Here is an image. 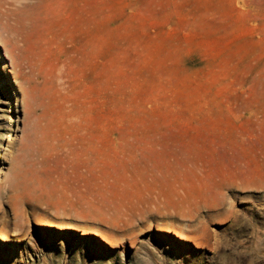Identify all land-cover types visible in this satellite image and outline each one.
I'll list each match as a JSON object with an SVG mask.
<instances>
[{
	"label": "rangeland",
	"instance_id": "obj_1",
	"mask_svg": "<svg viewBox=\"0 0 264 264\" xmlns=\"http://www.w3.org/2000/svg\"><path fill=\"white\" fill-rule=\"evenodd\" d=\"M56 29L72 68L35 89L0 41V264H264V0H71Z\"/></svg>",
	"mask_w": 264,
	"mask_h": 264
},
{
	"label": "bare ground",
	"instance_id": "obj_2",
	"mask_svg": "<svg viewBox=\"0 0 264 264\" xmlns=\"http://www.w3.org/2000/svg\"><path fill=\"white\" fill-rule=\"evenodd\" d=\"M70 2L71 0H0V41L12 59L14 75L21 79V85L25 83L29 88L35 89L41 79L52 77L51 71L56 68L53 63L55 56L62 49L67 51L64 65L72 68L74 55L67 43L68 36L56 29L58 22L64 23L68 19ZM2 68L7 72L5 65L2 64ZM4 82L9 84L5 75ZM9 92L12 94L11 90ZM11 96L14 98L13 106H19V97L16 94ZM8 111L10 116L6 130L11 132L16 119L13 112L10 109ZM230 184L221 185L228 187Z\"/></svg>",
	"mask_w": 264,
	"mask_h": 264
}]
</instances>
